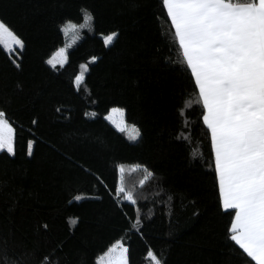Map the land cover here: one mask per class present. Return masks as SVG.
Instances as JSON below:
<instances>
[{
	"label": "trees",
	"instance_id": "1",
	"mask_svg": "<svg viewBox=\"0 0 264 264\" xmlns=\"http://www.w3.org/2000/svg\"><path fill=\"white\" fill-rule=\"evenodd\" d=\"M0 19L25 44L0 45V111L15 129V154L0 152V249L21 264H98L121 241L130 264H153L149 251L164 264H255L229 239L198 88L161 0H0ZM68 22L76 38L53 68ZM115 106L137 140L106 118ZM121 165L135 204L118 194Z\"/></svg>",
	"mask_w": 264,
	"mask_h": 264
},
{
	"label": "snow or ice",
	"instance_id": "2",
	"mask_svg": "<svg viewBox=\"0 0 264 264\" xmlns=\"http://www.w3.org/2000/svg\"><path fill=\"white\" fill-rule=\"evenodd\" d=\"M161 4L174 29L180 63L198 88L196 102L202 106V122L210 133L219 199L230 217L229 239L246 258L264 264V0H161ZM84 14L88 21L93 19L90 13ZM75 28L68 22L64 31ZM117 36L115 32L107 35L104 43L112 44ZM0 45L9 52L25 47L2 19ZM57 56L47 61L53 68L67 61L65 49ZM83 80L82 71L75 78L77 88ZM5 117L0 111V151L14 155L15 129ZM124 117L123 109L113 108L107 119L125 132ZM140 135L133 125L129 138L137 140ZM32 153L33 142H29L27 154ZM124 173V166H119L118 194L135 204L133 193L125 189ZM128 253V247L117 243L106 257H100V264L106 259L107 264H130ZM147 257L153 264H164L154 251ZM0 259L4 264H21V258L10 257L6 249H0ZM49 260L46 256L41 264Z\"/></svg>",
	"mask_w": 264,
	"mask_h": 264
},
{
	"label": "rangeland",
	"instance_id": "3",
	"mask_svg": "<svg viewBox=\"0 0 264 264\" xmlns=\"http://www.w3.org/2000/svg\"><path fill=\"white\" fill-rule=\"evenodd\" d=\"M72 23V22H71ZM73 24H75L76 25V28H77V24L76 23H73ZM67 26V25H66ZM65 26V27H66ZM76 28L73 30V29H70L68 32H65V35H66V41H65V43L62 45V46H60V47H58L52 54H51V56L48 58V60H50V59H53V58H57V59H59V57L57 56V53L59 52V50L60 49H65V55L67 56V48H68V45H71V43L75 40V38H76ZM106 37V36H105ZM8 51V50H7ZM9 52V51H8ZM10 53H18V46L16 47V49H15V51L14 52H10ZM84 66H86V68L84 67ZM88 70V64L87 63H82L81 64V67H80V71H79V73L77 74V76L78 75H80V73L83 71L84 72V75H85V73H86V71ZM76 76V77H77ZM113 108H120V107H117V106H115V107H112L110 110H109V112L107 113V115H106V118L109 116V115H111L112 114V109ZM122 109V108H121ZM6 118V117H5ZM124 119H125V124H126V131H125V134H126V136L129 138V132L131 131V129H132V126L133 125H131V124H128V122L126 121V118L124 117ZM110 121V120H109ZM111 122V121H110ZM10 123V122H9ZM112 123V122H111ZM113 124V123H112ZM114 125V124H113ZM115 126V125H114ZM116 127V126H115ZM117 128V127H116ZM137 128V127H136ZM130 139V138H129ZM132 140V139H131ZM134 141V140H133ZM1 152V151H0ZM117 243H122L121 241H116V242H114L104 253H102L99 257H98V264H100V257H106V254L108 253V250L110 249V248H112L113 247V245H115V244H117ZM124 246H126L125 244H123ZM127 247V246H126ZM105 264H107V259L105 260Z\"/></svg>",
	"mask_w": 264,
	"mask_h": 264
}]
</instances>
